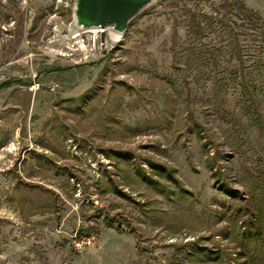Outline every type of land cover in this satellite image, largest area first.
<instances>
[{
    "label": "rangeland",
    "instance_id": "374dc122",
    "mask_svg": "<svg viewBox=\"0 0 264 264\" xmlns=\"http://www.w3.org/2000/svg\"><path fill=\"white\" fill-rule=\"evenodd\" d=\"M73 3L0 0V264H264V0Z\"/></svg>",
    "mask_w": 264,
    "mask_h": 264
},
{
    "label": "water",
    "instance_id": "95a60500",
    "mask_svg": "<svg viewBox=\"0 0 264 264\" xmlns=\"http://www.w3.org/2000/svg\"><path fill=\"white\" fill-rule=\"evenodd\" d=\"M155 0H74L73 16L80 28L111 25L119 32Z\"/></svg>",
    "mask_w": 264,
    "mask_h": 264
},
{
    "label": "built area",
    "instance_id": "2783aa9c",
    "mask_svg": "<svg viewBox=\"0 0 264 264\" xmlns=\"http://www.w3.org/2000/svg\"><path fill=\"white\" fill-rule=\"evenodd\" d=\"M94 28H97L98 30H95ZM111 28H112L111 25H107L105 27L97 26V27H87V28H80L78 26H73V29H72L73 32L71 34V38L74 39L75 44H78V43L83 44V42H84L83 34L89 32V33H92L93 42H96L97 40H99V42L101 43V45H103V44H106L107 43V39H103L102 38V35L105 32H108L110 34V38H112ZM113 30H115V29H113ZM115 31H117V30H115ZM87 237H88V241L90 243L91 239L94 236L91 235V236H87ZM75 238H76L74 240L75 246L80 247L81 244L84 242V240H83L84 237H83L82 240H79L77 237H75Z\"/></svg>",
    "mask_w": 264,
    "mask_h": 264
},
{
    "label": "trees",
    "instance_id": "16d2710c",
    "mask_svg": "<svg viewBox=\"0 0 264 264\" xmlns=\"http://www.w3.org/2000/svg\"><path fill=\"white\" fill-rule=\"evenodd\" d=\"M94 229H95L94 225H91V226L90 225L85 226V224L81 225L77 234H76V237L78 239H82L85 236L87 237V236L93 235L94 233H98L97 231L94 232ZM118 231L123 232L122 228H120V227L118 228Z\"/></svg>",
    "mask_w": 264,
    "mask_h": 264
},
{
    "label": "bare ground",
    "instance_id": "6f19581e",
    "mask_svg": "<svg viewBox=\"0 0 264 264\" xmlns=\"http://www.w3.org/2000/svg\"><path fill=\"white\" fill-rule=\"evenodd\" d=\"M95 30H98L97 28H94ZM111 35L113 40H119L123 36V32L115 31L111 28Z\"/></svg>",
    "mask_w": 264,
    "mask_h": 264
},
{
    "label": "crops",
    "instance_id": "0c3cea01",
    "mask_svg": "<svg viewBox=\"0 0 264 264\" xmlns=\"http://www.w3.org/2000/svg\"><path fill=\"white\" fill-rule=\"evenodd\" d=\"M119 232V231H118ZM119 233H123V232H119Z\"/></svg>",
    "mask_w": 264,
    "mask_h": 264
}]
</instances>
